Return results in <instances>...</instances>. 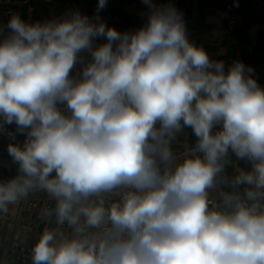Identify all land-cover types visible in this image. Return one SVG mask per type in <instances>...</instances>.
Instances as JSON below:
<instances>
[{"label": "clouds", "instance_id": "obj_1", "mask_svg": "<svg viewBox=\"0 0 264 264\" xmlns=\"http://www.w3.org/2000/svg\"><path fill=\"white\" fill-rule=\"evenodd\" d=\"M143 2L134 32L79 12L12 15L0 130L25 140L8 146L18 170L0 182V218L30 194L55 201L39 210L32 264H264V88L191 43L173 6ZM231 154L250 170L228 176Z\"/></svg>", "mask_w": 264, "mask_h": 264}, {"label": "crops", "instance_id": "obj_2", "mask_svg": "<svg viewBox=\"0 0 264 264\" xmlns=\"http://www.w3.org/2000/svg\"><path fill=\"white\" fill-rule=\"evenodd\" d=\"M99 0H55L35 2L34 19L45 23L51 20L69 18L74 12L89 17L96 22L97 16L108 27L119 32H134L148 21L150 10H146L143 0H106V6L97 11ZM157 7L171 5L182 14L186 34L191 43L202 47L210 59L222 60L225 70L235 61L251 68L259 86L264 85V0H152ZM21 9V6H18ZM3 39L0 29V40ZM106 42L97 37L94 44ZM88 56L87 53H83ZM192 145L196 137L191 129H185L178 137ZM14 144L22 145L21 141ZM178 148L177 150H181ZM231 165L226 166V174H234L235 168L250 170L247 160H239L231 154ZM0 168L9 180L17 175L18 164L8 153V146L0 154ZM244 186H240V190ZM16 215L0 218V264H13L11 241L15 238L32 249L38 242L45 221L36 217L34 210H27L26 203L20 201ZM30 261L32 262V255Z\"/></svg>", "mask_w": 264, "mask_h": 264}, {"label": "built area", "instance_id": "obj_3", "mask_svg": "<svg viewBox=\"0 0 264 264\" xmlns=\"http://www.w3.org/2000/svg\"><path fill=\"white\" fill-rule=\"evenodd\" d=\"M36 1L37 0H0V29L2 31L3 38L7 36L11 31L7 27V25L13 14H18L21 20H23L25 23H37L34 19ZM143 5L147 11L150 10L145 3H143ZM18 6H21V9H19ZM136 30L138 29L135 28L134 31ZM81 55L85 57V62L90 59V57L86 54L82 53ZM82 67L83 65L78 62L71 74L73 76H76L81 71ZM260 87L264 88V85ZM9 133H13V135H9ZM24 140L25 135L16 131L15 124L3 126V129L0 130V154H2L4 152V149L10 144H14L17 141H21V143L23 144ZM194 143L192 145H194ZM178 151H183V149ZM8 180V176L0 168V182H6ZM240 191L243 192V189H241ZM22 201L26 203L27 210L35 211V215L38 218L39 210L45 203H47L49 206L55 205V201L49 199L46 192H37L34 194H30V196L26 200ZM10 246L14 258L13 264H32V262L30 261L32 248L30 246L19 242L15 238L11 241Z\"/></svg>", "mask_w": 264, "mask_h": 264}]
</instances>
